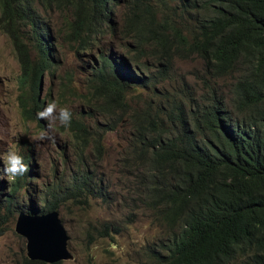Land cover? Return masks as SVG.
I'll list each match as a JSON object with an SVG mask.
<instances>
[{"label": "trees", "instance_id": "obj_1", "mask_svg": "<svg viewBox=\"0 0 264 264\" xmlns=\"http://www.w3.org/2000/svg\"><path fill=\"white\" fill-rule=\"evenodd\" d=\"M53 19L75 54H88L86 115L104 123L91 130L73 114L71 127L61 128L74 159L63 145L61 171H53L59 177L43 183L40 208L30 196L32 150L22 151L30 171L8 180L0 222L29 205L43 214L117 200L88 150L102 154L132 92L162 86L176 59L197 56L208 82L203 93L186 107L172 102L153 116L130 114L139 123L131 121L125 165L131 173L135 167L137 201L159 226L142 264H264V0H0V30L14 49L18 105L29 121H40L43 78L59 66ZM97 233L121 230L111 223Z\"/></svg>", "mask_w": 264, "mask_h": 264}, {"label": "rangeland", "instance_id": "obj_2", "mask_svg": "<svg viewBox=\"0 0 264 264\" xmlns=\"http://www.w3.org/2000/svg\"><path fill=\"white\" fill-rule=\"evenodd\" d=\"M53 20L60 62L53 76H44L43 94L50 97L45 107L53 101L61 107L68 106L78 119H83L91 130H95L96 124L104 123V119L86 115L88 54H75V46L68 42L63 30H58L62 23ZM167 74L169 79L162 86L131 93L129 110L121 115L117 132L104 136L103 152L98 158L94 151L88 150V163L99 178L106 184L110 183L108 190L117 200H109L107 204L92 200L88 207L68 203L58 208L59 218L69 237L68 248L73 254L72 260L62 264H142L143 247L158 238L159 226L153 223L150 211L137 201L140 195L135 193V167L131 168L132 175L125 165L132 136L131 121L139 123L130 114L137 110L153 116L157 107L165 109L172 102L186 107V101L197 98L205 91L204 84H208L202 61L197 56L176 59L167 68ZM19 75L13 46L8 36L0 30V182L5 184L4 189L0 187V195L8 192L9 180L3 174L2 159L9 149L21 155L28 148L32 150L31 165L35 172L30 180V196L40 208L43 183H53L59 177V172L54 175L53 171H61L62 146L69 144L65 154L71 161L74 150L70 136L60 127L56 129L55 143L36 138L41 131H47V121H29L21 116L18 105ZM215 89L219 93L220 83L215 85ZM5 199L2 195L0 200ZM19 203L28 202L19 198ZM17 214L14 213L13 218L7 216L9 220L5 223L0 222V264H23L24 258L27 259L26 241L14 231ZM111 223L117 225L121 233L99 237L97 231L102 225Z\"/></svg>", "mask_w": 264, "mask_h": 264}, {"label": "water", "instance_id": "obj_3", "mask_svg": "<svg viewBox=\"0 0 264 264\" xmlns=\"http://www.w3.org/2000/svg\"><path fill=\"white\" fill-rule=\"evenodd\" d=\"M35 206L17 215L14 231L26 241V257L30 261L56 264L70 261L73 254L68 248L69 237L57 211L39 213Z\"/></svg>", "mask_w": 264, "mask_h": 264}, {"label": "clouds", "instance_id": "obj_4", "mask_svg": "<svg viewBox=\"0 0 264 264\" xmlns=\"http://www.w3.org/2000/svg\"><path fill=\"white\" fill-rule=\"evenodd\" d=\"M58 56H59V50H58ZM43 87H44V78H43ZM43 87H42L41 96H48L43 94ZM48 100L50 101L49 96L46 101ZM46 101H45V105H46ZM43 109L40 110L38 113H36V116L37 119L39 120L47 121V131H41L38 137L36 138L40 141H48L50 143H55L56 129L58 127L63 129H69L71 127L73 113L70 107L68 106L61 107L55 101L49 103ZM2 161L4 164V167L2 169L3 174L7 176L9 180L22 178L30 171L29 165L24 162V157L15 150L9 149L5 154L4 158L2 159Z\"/></svg>", "mask_w": 264, "mask_h": 264}]
</instances>
